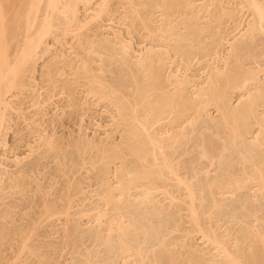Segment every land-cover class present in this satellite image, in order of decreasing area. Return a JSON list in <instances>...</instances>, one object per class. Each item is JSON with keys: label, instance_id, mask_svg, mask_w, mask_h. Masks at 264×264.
Segmentation results:
<instances>
[{"label": "rangeland", "instance_id": "rangeland-1", "mask_svg": "<svg viewBox=\"0 0 264 264\" xmlns=\"http://www.w3.org/2000/svg\"><path fill=\"white\" fill-rule=\"evenodd\" d=\"M102 1H91L88 5L90 12L83 9L82 3L78 4V17L87 21V16L108 0ZM130 1L135 6H131ZM174 1L186 6L169 12L167 0L108 1V12L106 9L100 18L88 23L89 26L79 36H62L59 35L60 30L57 31L59 36L47 37L39 48V58L24 74L26 87L13 91L7 97L11 107L6 115L7 125L0 145V264H87L88 260L93 264H140L141 256L138 258L137 252L144 253L146 264H188L192 258L207 259L215 252L192 231L183 185L169 179L168 175L159 179L162 176L155 173L162 175L163 172L158 165L147 164L152 161L154 150L142 143L145 141L143 135H136L138 124L129 119L125 110L117 111L106 101L97 104L96 99L87 96L89 79L84 75L80 77L79 72L83 68V60H86L87 75L97 73L104 82L116 84L117 88L122 86L124 96L129 99L133 98L128 89L135 72L142 89H148L150 80L146 74L150 70H136L123 64L119 56L111 60L109 50H104L101 56L88 50L90 43L101 42V37L112 39L114 34L129 41L134 56L143 54V51L144 54H161L168 49L170 56L161 62L162 72L165 77L168 74L185 76L187 73L189 79L196 82L183 91L184 95L187 94L185 96L192 97L191 100L200 99L195 87L206 88L205 83L209 81L205 75L207 66L211 67L209 63L214 61L218 52L224 55L228 52L229 39L236 37V42L240 39L243 47L247 45V50L241 49L246 55L239 52L250 58H247L249 63L245 62V67L257 66L256 60L264 66V32L254 39H246L247 36L244 39L239 35L247 29L246 22L251 19V15L241 9L239 0ZM142 22L149 29L143 27ZM169 25L175 28L171 33L165 31ZM19 26L21 28L16 31L19 36L11 42L13 51L22 41L23 26ZM79 41L86 44V49L78 47ZM238 42L237 45L242 47ZM219 66H223L222 62ZM259 78L262 83L259 82L258 88L264 90V74L259 73ZM221 83L224 84L220 81L219 85ZM255 87L250 88L253 94L258 92ZM142 89L135 94L136 98L139 99ZM169 89L151 92L150 103H145L144 107L148 109L157 99L154 105L157 108L155 114L143 116L153 122L162 108L174 110H166L171 114L153 125L151 132L165 139V153L170 155L180 176L187 177L192 185L202 224L208 225L207 216L211 214L210 223L218 232L225 238L229 233L232 249L241 248L247 237L248 244L244 249L251 253L256 245L251 242L254 234L250 225L255 223L258 226L264 221V188H260L257 180L250 181L247 174L253 173V163L264 161V133L256 124L257 118H264V106L255 108V119H239L232 123L238 131L233 136L217 109L219 102L215 101L217 103L198 115L193 113L196 116L190 112L184 117L180 107H172L165 100L173 92ZM229 91L225 96L232 94L227 101L230 109H238L248 103L247 91H230V94ZM120 93H117V98ZM121 96L120 100L124 98ZM120 100L115 101H123ZM139 107L140 110L143 108ZM173 132L178 134V139L170 137ZM138 146H141L140 152H136ZM200 146L208 148L207 152H217L218 157L212 162L201 157ZM241 150L247 156L246 162L240 160ZM118 171L121 173L118 176L123 175L124 180L117 176ZM150 172L152 175L148 174ZM151 177L178 199L170 201L157 193L145 202L140 187L132 188L128 195L120 193L121 179L126 183L142 180L144 184L149 179L151 181ZM231 180L235 184L227 185ZM12 184H18L22 189L10 190ZM107 191L114 193L115 205L107 202ZM214 198L218 203L216 207H213ZM63 205L70 206L66 215H43L47 206L64 208ZM27 236L26 246H29L23 248V240ZM119 239H124L123 245Z\"/></svg>", "mask_w": 264, "mask_h": 264}, {"label": "bare ground", "instance_id": "bare-ground-1", "mask_svg": "<svg viewBox=\"0 0 264 264\" xmlns=\"http://www.w3.org/2000/svg\"><path fill=\"white\" fill-rule=\"evenodd\" d=\"M91 1H93V0H0V145H2L3 140L1 139V137L4 134L3 132L6 129V125H7L6 124V122H7L6 115L9 111V108L11 107L10 103L7 101V97L9 94H11V93L13 94V91H15V90L17 91V90H20V89L26 87L24 84V78H25L24 76H26V75H24V74L28 70H30V68H33L32 66L34 65V63L39 58L38 52H40V51H38V50L41 47V45L45 44V39L47 37H50V36L56 37V36H59L61 34H62V36L73 35V34H74V36L75 35L79 36L80 32L83 31L84 28L89 26L88 23H91V21H94V20L100 18L102 16V14L106 11V9H107L106 13L108 12L109 8H107V5L109 7V3L111 0H108L109 3H108V1L103 3V4L100 3L101 4L100 7L98 4V7H99V8L97 7L98 9L94 10L92 14L90 13L91 15H89V17L86 15L87 21L81 20L82 18L80 19L78 17V13H79L78 4L80 5V3H82L84 5L83 9L85 8L86 11H89L88 9L91 10V8L88 5H91V3H92ZM239 1H240L241 9H244L245 12H248L251 15V19H249V21L246 22V24H247L246 28L247 29L242 32L243 34L240 33L239 35L242 38L244 37V39L246 36H247L246 39L248 37H250V39H254L257 34L264 32V0H239ZM177 2L174 0L173 1L167 0V2H166L167 11L172 12V10H175V9H178L181 7L183 8L184 5L182 6V4L177 3ZM130 3H131V6L134 5L132 1H130ZM189 5H190V3H189ZM131 6H130V8H132ZM164 6H165V3H164ZM11 11H12V15L10 16ZM86 13H88V12H86ZM134 14H136L139 17L138 12L134 11ZM86 16H85V18H86ZM142 16H143V14H142ZM139 18H141V17H139ZM229 18H231V17H229ZM16 21H17V25H14V22H16ZM18 23L23 26V28H22L23 32L21 35L22 41H21V44L19 43V47L16 46L17 49L13 51L11 48L12 47L11 42L19 34L16 31H19V29L21 28V26H19ZM142 23L144 24L143 27L149 29L147 27L146 23H144V22H142ZM175 27H177V26H175ZM173 28H174V26H170L165 31L167 33H171L173 31ZM57 31H60L61 33L58 35ZM162 31H163V29H162ZM120 33H118V34H120ZM130 35H131V32H130ZM113 36L114 37H112V39L110 37L111 40L106 38V37L105 38L101 37L103 39H101L99 37L101 39V42L98 41L99 43L96 42L95 44H92L89 42L91 44V48H89L88 50H90L91 54L98 55V56H101V54L104 53V50H109V52L111 54L110 55L111 60L112 59L114 60L116 56H119L120 60L123 61L122 62L123 64L126 63L128 66H130V67L132 66L136 70H144V71H145V69L150 70L151 72L146 74L148 76V79L150 80L148 89H145V90L142 89V87H143L142 83H141V81H139V77L136 75L137 73L135 71H133L132 73H134V72L135 73L132 74L133 75L132 81H131L132 85H131V87L129 86L130 89H128L133 94V98L129 99L128 96L126 98V96H124V94H123L124 90L121 89L122 86L121 87L118 86V88H117L116 84L114 86V85H112L106 81L104 82L102 80L103 78L101 79L99 74L97 75V73L96 74L91 73L90 69H89V72H90L89 74H91V75L88 74L89 75L88 76L86 74V72L88 70L85 71L87 68V61L83 60V59H82L83 60V68H80V71H79L80 75H81L80 77H82V75H84V76H87V78L89 79V83L86 86L87 87V89H86V91H87L86 95L87 96L90 95V97H93L94 99H96V101H98V103L96 102L97 104H99V101L100 102L106 101L113 108L117 109V111H120L121 109H122V111L125 110L127 112V114L130 116L129 119H132L133 122H136L138 124L139 128L137 127L138 130L136 129L137 132L135 131L136 135H139V136L143 135L144 136L143 140H145V141L142 143L151 146L152 150H154V152H152V154H153L152 161L148 162L147 164L149 166H151L153 164L158 165L161 172H163L162 175H161V173H155L158 176L159 175L162 176L159 179L163 178L164 175L166 177L168 175L169 179L176 181L177 183L183 185V188L186 191L185 197H184V198H186L185 199L186 200L185 201L186 209H187V212L189 214L190 222L193 225L192 231H193V233L199 235L200 238H202L207 245H210L215 250V252L210 255L211 257H209L207 259L199 258V260H195V259L192 260L193 259L192 258L188 264H264V221L262 224H260L258 226L255 223H253L252 226L250 225V228H252V231L254 234L252 236L254 239L251 242H252V244L256 245V248H253V251H251V253L250 252L246 253V250L244 249V247L248 244L247 237H245L244 240L242 241L241 248L232 249L230 246V235H229V233H226L227 238H225L223 235H221L218 232V229L210 223V222H212V221H210L211 220V216H210L211 214L210 213H209L210 215L207 216L208 225L204 226L201 222V218L198 215V211H197L198 207L196 204L195 191L193 190L192 185L189 183V180L187 177L180 176L179 172L177 171V169L173 163V160L171 159V157H169L170 155L168 156V154L165 153V151H164L165 139L161 138V136H159L156 132H151V128L153 127V125L158 124L160 121H162L163 119H166V117L169 116L170 112H167V111L171 110L170 109L171 107L167 110L166 108H162V106L160 105L161 108L163 109V111H161V113L159 115L155 116V119L153 122H149L148 118H146L145 116H148V115H150L156 111L157 107H155L154 105H155L156 101H158V100L156 99L155 102H153L154 104H150L148 109L146 108L147 106L144 107L145 103H147V102H148V104L150 103L149 101H150L152 91L164 90L166 88L167 89L170 88L171 92H172V90H173V92L170 93V95H168L169 97L167 96V98L165 97L166 99L165 98H163V99L168 100L167 102L171 103L172 107L173 106H175L176 108L180 107L183 110L182 112H184V117H185V114L188 115V113H190V112L192 114L196 113V115H198L199 112L204 111L213 103L219 102L217 109L220 110V112H221L222 120H223L224 124L227 125V127H228L227 129L229 130L230 134H232L233 136H236L238 131L236 130L237 129L236 127H233L232 123H236L239 119L242 120V119H246V118H254L255 108L259 107V106H264V90H262V88H260V89L258 88L259 82H261L260 81L261 79L259 78V73L264 74V66L261 65L262 64L261 62H259V61L256 62L257 61L256 60L255 64L257 66L254 65L253 67H251L249 65L251 68L249 66H248L249 68L245 67L246 66L245 62L247 63V61H248V63H249V60H250L249 57H247V58H249V60H248L246 58V56L244 57V55H242L244 53V51L247 50V48H246L247 45L246 46L244 45L245 47H243V44L241 43L242 40L240 42L239 41L240 39L238 38L239 42L238 41L237 42H238V44L241 43V46H242V47H240L239 45H237V42H236L237 38L233 36L234 39L236 38V40H234V39L228 40L229 42H227V43L229 44L228 45L229 49L227 48V50H226L228 52H225V55L222 54V52H218L216 54L214 61L212 63H209V64H211V67L207 66V67H209L208 71L205 70L207 72L206 73L203 72V73H205V75L207 74L206 79H207V81L208 80L209 81L207 82L208 84L205 83L206 88L202 87L199 89L198 86L195 87L196 91L198 93V96H199L198 98H200L199 100L195 99L196 100L195 101V100H191L192 97L190 99L187 96H185L187 94H185V95L183 94V91L187 86H194L196 84L195 81H192L189 79L190 76H188L187 73H185V76L182 74H171V75L168 74V76H166V77L164 76V74L162 72V63L161 62H162V60L167 59L164 57L170 56L168 54V49L167 50L164 49V51L166 50V52H163L161 54H152L151 52H146L144 54V51H143V54L140 53V54H137L134 56V55H132L134 53L131 54V51H130L131 46H130V43H128L129 41L128 42L124 41L122 39V36L119 37V35L117 36V34H114ZM194 36H193V40L195 38ZM197 37H198V34H197L196 38ZM57 40L59 41V39H57ZM190 40H192V38ZM19 41H20V39H19ZM83 43L80 41L77 43V44H79L78 47H80V49L81 48L86 49L84 47L86 44H83ZM199 43H200V41H199ZM109 44L112 45V47L109 46ZM87 45H88V43H87ZM107 46H109V47H107ZM165 46H166V44H165ZM243 48L244 49L246 48V49L241 50ZM253 48H254V46H253ZM241 51H243V52H241ZM154 52H155V50H154ZM239 52H241L242 54L240 55ZM244 54L246 55V52ZM131 60H132V62H131ZM128 62H131V63H128ZM219 62H222L223 66H219ZM234 63H235V65H234ZM232 64H233V67L231 66ZM250 64H252V63H250ZM128 66H127V68L130 69V67H128ZM229 66H231V67H229ZM185 67H186L185 69L187 70L189 67V64L186 65ZM133 68H131L130 70L132 71ZM167 68H169V67H167ZM92 70H94V69H92ZM77 75H76V77H77ZM220 81L224 82V84L221 83L223 86H220L221 84L219 85ZM219 86L221 87L220 89H218ZM254 86H256L255 88L258 91V92L255 91L256 92L255 94H253L252 91L250 90V88H253ZM141 89L143 90V93L140 95V97L138 99V98H136L135 94H138L141 91ZM170 89H169V91H170ZM217 89H218V91H217ZM120 90H121L122 94L120 93ZM226 90L227 91L230 90L231 93L247 91L249 94V96H248L249 101L247 100L248 103L246 105L245 104L240 105L239 106L240 108H238V109H237V107L234 109L231 107L232 109H230L229 108L230 107L229 102L227 103V101L230 99L229 96L232 94H230V91H229L230 95L225 96L228 93ZM225 92H227V93L225 94ZM117 93L118 94L120 93V96L121 95L124 96V98H126V101L124 100V98L122 96L121 97H122L123 101L119 102L121 104H119L118 101H115V100H120L119 99L120 96L117 98V96H118ZM115 97L117 99H115ZM202 97L204 98V100L202 99ZM225 97H227L228 99L225 100ZM215 101H217V102H215ZM36 104H38V102H36ZM139 106H143V108L141 109L142 111L139 109L140 108ZM34 107H36V105H34ZM171 111H174V110H171ZM141 112H143L144 114H142ZM172 114H173V112H172ZM143 115H145V116H143ZM193 115H195V114H193ZM190 116H191V114H190ZM256 124L263 129L262 133H264V118L263 119L257 118ZM168 134H170V133H168ZM172 134L170 137L171 138L173 137V139L175 138L174 140H176V138L178 137V134L176 135V132H173ZM239 134H241V133H239ZM170 137H168V138H170ZM203 145H205V144H203ZM202 146H200V147H202ZM201 149H202L201 157L206 158V159H210L211 162L217 156L216 155L217 152L215 154L211 153V152H207L206 149H208V148L205 149L202 147ZM114 150H113V152H114ZM140 150H141V146L140 147L138 146V148L136 149V152H140ZM120 154H122V153L120 152ZM110 155H111V153H110ZM115 156H117V153H115ZM240 160L242 162L247 161V156H246L245 152L242 150L240 152ZM263 164H264V161H262V160H261V162L253 163L252 164V171L254 174L253 173L251 175H250V173L247 174L249 176V179H251L250 181L257 180L259 182L261 189L264 188V165ZM0 166H1V163H0ZM151 172L148 174L152 175ZM127 173H130V171H127ZM118 174H121V173L120 172L117 173V176H118ZM123 174H125V173H123ZM122 176L121 177L118 176V177L123 179L124 176L123 177ZM154 177L153 178L151 177L152 178L151 181L149 179L150 182L148 181L144 184L141 183L142 180L139 182H138V180L137 181L136 180H132V181L130 180V183L129 182L126 183V182H123L122 179L121 180L119 179L120 184H121L120 193L122 195H128L129 190H131L132 188L139 189V187H140V189H142L141 190V196L143 198V201H145V202L150 201L155 196V194H157V193L165 195L166 198H168L170 201L178 199V197L175 196L171 191L167 190V188L164 187L163 184H160L158 182L156 183V181H153ZM145 178L147 179L148 176ZM156 178L158 179L157 176H156ZM234 184L235 183L231 180V181H228L227 185L233 186ZM19 187L20 186L18 184H15L13 186H10V190H16ZM19 189L21 190L22 188H19ZM19 189H18V191H19ZM67 196H68V194H67ZM114 197L115 196H114V193L112 191L106 192L105 198L107 199V202L109 204L111 203V204L115 205ZM65 199H67V198H65ZM70 200H72V199H70ZM69 203H71V202H69ZM216 206H218V203H217L216 199L214 198L213 207H216ZM54 207H51V206L48 207L47 206L44 210L43 215H46L47 217H52L54 215H58V216L64 215V214L66 215L68 212V209H70V206H68V207L64 206V208L59 207L60 209L54 208ZM99 216H101V214H99ZM234 219H236V218L234 217ZM28 236H27V238H25L23 240L24 241L23 245H22L23 248H25V247L27 248L29 246V245L26 246L27 241H28ZM30 237H31V235H30ZM123 240L119 239V242L120 241L122 242ZM123 242L121 243V245L124 244ZM163 244H164V242H163ZM162 247H163V245H162ZM142 253L143 252H137L136 255L137 256L139 255L138 258H140V256H141V259L139 261L140 264H146L145 260H144V258H145L144 253L143 254ZM19 256H20V252H19ZM219 257H220V259H218ZM87 264H93V263L90 260H88ZM175 264H180V263L175 262ZM186 264H187V262H186Z\"/></svg>", "mask_w": 264, "mask_h": 264}]
</instances>
